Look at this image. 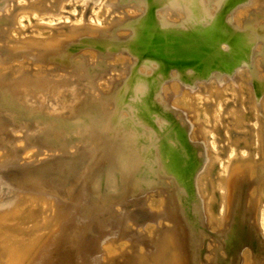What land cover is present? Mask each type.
Listing matches in <instances>:
<instances>
[{"label": "bare ground", "instance_id": "bare-ground-1", "mask_svg": "<svg viewBox=\"0 0 264 264\" xmlns=\"http://www.w3.org/2000/svg\"><path fill=\"white\" fill-rule=\"evenodd\" d=\"M212 263L264 264V0H0V264Z\"/></svg>", "mask_w": 264, "mask_h": 264}, {"label": "rangeland", "instance_id": "rangeland-1", "mask_svg": "<svg viewBox=\"0 0 264 264\" xmlns=\"http://www.w3.org/2000/svg\"><path fill=\"white\" fill-rule=\"evenodd\" d=\"M147 196V194H145V197ZM84 202H85V200H83L81 203H80V205H83L84 204ZM83 208H81V210H82ZM79 222H80V220L79 219H76L75 220V224L77 223V224H79ZM97 224L96 223H94V228H89V229H87V234H89V235H93V236H96V234H97V231H95V228L97 227L96 226ZM112 224L111 223H106V225H104V228H105V230H107V231H113L114 229H113V225L111 226ZM136 225H134V227H135ZM77 227H73V228H71L69 231H68V235H67V240L68 241H71L72 239H74L75 237H74V231H75V229H76ZM109 228V229H108ZM111 228V229H110ZM85 230V229H84ZM83 230V231H84ZM82 232V231H81ZM207 238H208V240H207V247H208V249H215V248H218L219 247V245H220V242H219V240H217V238L215 237V236H213V235H207ZM68 244V243H67ZM70 244V243H69ZM98 244H94L93 245V247L91 246V247H89L88 248V250H90V251H95V249L98 247L97 246ZM90 251H85V250H82V252H83V255L85 256V255H87V256H89L90 255ZM220 253L221 254H223V250H220ZM72 261H74L73 259H72ZM212 264H216V263H212Z\"/></svg>", "mask_w": 264, "mask_h": 264}]
</instances>
